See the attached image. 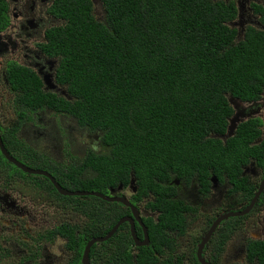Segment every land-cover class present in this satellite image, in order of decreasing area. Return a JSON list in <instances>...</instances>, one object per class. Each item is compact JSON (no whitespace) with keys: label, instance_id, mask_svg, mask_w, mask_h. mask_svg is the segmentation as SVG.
<instances>
[{"label":"trees","instance_id":"trees-1","mask_svg":"<svg viewBox=\"0 0 264 264\" xmlns=\"http://www.w3.org/2000/svg\"><path fill=\"white\" fill-rule=\"evenodd\" d=\"M101 3L102 18L93 0H55L52 7L63 24L47 30L40 47L58 62L54 80L64 88V96L46 91L36 72L17 63L8 70V81L18 94L20 113L47 108L100 139V151L90 149L75 156L71 165L49 170L59 185L109 195L119 185L128 188L134 177L138 190L133 200L146 199V209L161 213L160 221H145L151 245L134 259L122 248L123 233L109 242L117 248L116 264H157L155 252L162 243H171L165 230L178 229L185 221L173 181L186 186L195 181L205 192L213 173L236 177L235 159L248 139H240L241 132H249L252 122L242 124L226 143L211 136L225 133L233 114L227 94L242 101L260 99L264 31L248 28L239 39L238 29L229 26L237 19L234 2ZM9 20L8 3L0 0V32ZM14 134H7L8 147L20 145ZM27 151L29 156L37 154ZM44 181L50 194H57L52 183ZM59 197L74 202L88 218L85 233L78 237L82 241L107 235L124 215L121 211H127L120 203L93 196ZM71 240L76 241L74 233ZM252 251L264 264V246Z\"/></svg>","mask_w":264,"mask_h":264},{"label":"flooded vegetation","instance_id":"flooded-vegetation-1","mask_svg":"<svg viewBox=\"0 0 264 264\" xmlns=\"http://www.w3.org/2000/svg\"><path fill=\"white\" fill-rule=\"evenodd\" d=\"M219 1L236 4L237 19L229 26L238 29L239 39L248 28L264 31V0ZM6 2L10 20L8 27L0 32V139L9 156L30 170L51 175L57 182L49 170H61L71 165L75 157L73 152L67 151L71 144L65 141L66 132L59 127V123L47 118L49 114H55L47 108L20 113L18 94L12 90L7 75L12 63L20 64L41 77L46 91L64 96V88L57 85L54 90H50L45 83L48 74H54L58 62L44 55L40 47L46 41L47 30L60 26L63 21L51 13L55 0ZM20 51L24 59L13 60L16 53L20 56ZM226 96L233 114L228 118L225 133L211 137L226 143L236 136L242 124L252 122L249 132H241L240 139L244 141L246 136L248 139L240 145L242 152L235 159L236 177H230L225 171L219 176L213 173L209 189L205 192L200 190L195 181L188 186L182 185L179 180L173 181L179 187L177 198L185 209L182 212L185 218L182 225L184 232L181 231L182 226L165 230L171 243H162L159 252H155L157 264H263L258 256L251 255L254 246H264V91L260 99L255 101ZM231 98L234 99L233 103ZM23 114L25 117L22 118ZM64 118L68 117L61 116V121ZM232 121L231 134L229 127ZM20 124V128L15 129ZM10 131L16 133L14 137L19 139L20 145L8 147L5 144ZM49 146L52 148L49 149ZM27 148L37 154L29 156ZM0 155L4 157L0 159V264H83L87 245L99 238H87V241L78 238L81 233H85L88 218L74 207V202L59 197L64 195L58 191L51 177L23 171L6 157L1 145ZM45 179L52 183L58 195L50 194ZM120 186L112 188L115 190L114 196L127 198L143 225L134 218V210L123 204L127 211H121L124 215L120 220L132 218L139 242H148L146 246L137 245L129 222L117 230L114 236L125 235L122 248L135 259L140 249L151 245L145 221L152 219L158 222L161 213L146 209V199L142 202L133 200L137 191L134 192L131 185L128 188ZM243 212V216H230L219 222L224 216ZM214 226L216 228L211 233ZM122 227L124 229L120 231ZM73 233L75 242L71 240ZM145 234L148 235V241L145 240ZM112 238L106 244L92 246L88 264H102L104 261L117 263L120 258L114 242H109ZM204 239L206 242L201 248Z\"/></svg>","mask_w":264,"mask_h":264},{"label":"water","instance_id":"water-1","mask_svg":"<svg viewBox=\"0 0 264 264\" xmlns=\"http://www.w3.org/2000/svg\"><path fill=\"white\" fill-rule=\"evenodd\" d=\"M48 86V88H50V90H54L56 87H57V84L55 83V80H54V74L51 72L50 74H48V76L46 77V82H45ZM63 94L65 95L66 92H63ZM233 100L234 99H230L231 103H233ZM241 117H243V115L241 114L240 115ZM233 124L234 122L232 121L231 122V127H229V130L232 134V129H233ZM235 128V127H234ZM0 145L3 149V153L6 155V157L11 161L13 162L17 167H19L20 169H22L23 171L27 172V173H30V174H38V175H44V176H48V177H51V180L52 182L55 184V186L57 187L58 191L64 195V196H70V197H85V196H93V197H97V198H100L106 202H117V203H121L127 207H130L131 209L134 210V212L136 211L135 207L131 204V202L125 198V197H116L114 196V192L115 190H111V195H104V194H101V193H98V192H86V191H68V190H65L63 188H61L59 186V184L57 182H55V179L51 176V175H48L47 173L45 172H41V171H33V170H30L29 168L25 167L23 164H21L20 162H18L17 160L13 159L11 156H9L7 154V152L4 150L3 146H2V141L0 139ZM136 180L134 179V177H132V180H131V188L134 192L137 191V187H136ZM176 184H179L178 181H176ZM122 186H120L121 188ZM134 215H136L134 218L137 219V221L143 225V223L141 222V219L138 218L136 212L134 213ZM245 215L244 212L243 213H237V214H233V215H227V216H224L223 218L219 219V222L223 219H227L228 217L230 216H243ZM126 222H129L131 225H132V231H133V237H134V241L137 243V245L139 246H146L148 245V242H139V239L137 238V236L135 235V228H134V220L132 218H123L121 219L116 225L115 227L112 229V231H110L105 237H99V238H96V239H93L91 242H89V244L87 245L86 249H85V254H84V258H83V264H88V256H89V252H90V249L92 248V246H94L95 244H99V243H104L106 241H108L110 238H112L114 236V234L117 232V230L123 225L125 224ZM218 222V223H219ZM216 226H214L211 230V233L213 232V230H215ZM148 235L145 234V240L148 241ZM206 242V239L203 240V243L201 244V248L204 247V243ZM203 261V260H202Z\"/></svg>","mask_w":264,"mask_h":264},{"label":"rangeland","instance_id":"rangeland-1","mask_svg":"<svg viewBox=\"0 0 264 264\" xmlns=\"http://www.w3.org/2000/svg\"><path fill=\"white\" fill-rule=\"evenodd\" d=\"M96 15H99V18H102V3L101 0H93ZM98 17V16H97ZM30 45H35V43H30ZM13 60L21 61L24 59L22 57V52L20 51V56L16 55L12 57ZM5 107V105H3ZM61 116L56 114H49L47 118L56 121L59 123V127L65 130V141L70 143L71 146L67 148V151L73 152L75 156H84V154L90 150L100 151V139L97 135H89L87 131L80 128L76 121L73 119L64 118V121H61ZM52 147L49 146V149Z\"/></svg>","mask_w":264,"mask_h":264}]
</instances>
